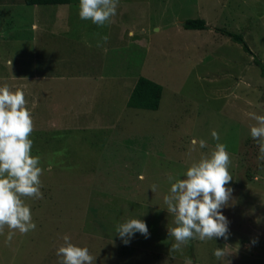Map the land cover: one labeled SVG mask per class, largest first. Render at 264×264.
Returning a JSON list of instances; mask_svg holds the SVG:
<instances>
[{
  "label": "rangeland",
  "instance_id": "rangeland-1",
  "mask_svg": "<svg viewBox=\"0 0 264 264\" xmlns=\"http://www.w3.org/2000/svg\"><path fill=\"white\" fill-rule=\"evenodd\" d=\"M188 18L211 26L186 29ZM213 27L242 33L264 64V0H119L104 26L80 19L79 0H0V86L24 93L31 154L44 170L43 198L25 200L36 229L9 241L5 227L0 264H59L65 235L93 264H264V160L250 135L253 115H264V76ZM140 76L163 86L158 109L127 105ZM216 143L232 161L228 238L190 240L171 253L168 176L185 178ZM130 218L149 234L125 244L116 226Z\"/></svg>",
  "mask_w": 264,
  "mask_h": 264
},
{
  "label": "clouds",
  "instance_id": "clouds-1",
  "mask_svg": "<svg viewBox=\"0 0 264 264\" xmlns=\"http://www.w3.org/2000/svg\"><path fill=\"white\" fill-rule=\"evenodd\" d=\"M118 4L119 0H79V17L104 26L116 15ZM102 39L106 42L108 37ZM26 104L22 91H12L6 84L0 86V234L7 227L9 241L16 231L26 235L36 229L30 205L25 200L43 198L40 177L44 170L40 166V157L31 154L33 141L30 134L34 123ZM252 118L256 123L250 127V135L257 141L258 159L264 160V115H253ZM211 135L219 141L215 130ZM199 144L201 148L207 146L203 140ZM231 163L227 145L216 143L209 153L187 167L183 173L185 178L168 176L170 190L163 201L167 212L174 217V226H167L169 236L174 238L171 253L180 251L190 240L228 238L229 221L222 209L232 199L233 189L226 187L233 179L229 171ZM150 189L155 193L157 185H151ZM136 233L146 237L149 234L142 219L130 218L116 226V234L125 244ZM56 255L59 264H93L96 259L87 247L72 243L68 235L63 237ZM225 255L224 248L214 250L217 260ZM185 264H192L191 259H186Z\"/></svg>",
  "mask_w": 264,
  "mask_h": 264
},
{
  "label": "trees",
  "instance_id": "trees-1",
  "mask_svg": "<svg viewBox=\"0 0 264 264\" xmlns=\"http://www.w3.org/2000/svg\"><path fill=\"white\" fill-rule=\"evenodd\" d=\"M73 0H24L26 4H68ZM186 29H207L210 25L207 24L204 18H188L183 23ZM215 31L222 33L225 36L230 37L235 42L241 44L243 49L253 56V60L256 65L261 68V74L264 76V64L259 60L253 49L249 46L242 33H236L225 28L213 27ZM163 94V86L154 80L140 76L130 94L128 100V106L133 108H141L148 110L158 109L160 106L161 98Z\"/></svg>",
  "mask_w": 264,
  "mask_h": 264
},
{
  "label": "crops",
  "instance_id": "crops-1",
  "mask_svg": "<svg viewBox=\"0 0 264 264\" xmlns=\"http://www.w3.org/2000/svg\"><path fill=\"white\" fill-rule=\"evenodd\" d=\"M59 5H62V4H59ZM10 6V5H9ZM67 14V11L66 10H63V9H60L59 11H58V17L59 18H63L65 15ZM44 17V16H43ZM46 17V16H45ZM43 19V18H42ZM207 22V21H206ZM207 24H209V22H207ZM210 25V24H209ZM211 26V25H210ZM132 33V32H131ZM126 79V78H125ZM138 80V79H137ZM137 82V81H136ZM136 84V83H135ZM135 86V85H134ZM134 88V87H133ZM133 90V89H132ZM132 92V91H131ZM131 94V93H130ZM129 97H130V95H129ZM128 100H129V98H128ZM128 100H127V105H128ZM86 111V113H89V112H91V110H89V109H86L85 110ZM86 113H84V114H86ZM82 114H83V112H82ZM77 116L78 115H75V118H77ZM79 116H81V113H79ZM79 119H80V117H79ZM57 123H59V122H57ZM99 127H107L106 126V124H104L102 121H99Z\"/></svg>",
  "mask_w": 264,
  "mask_h": 264
}]
</instances>
